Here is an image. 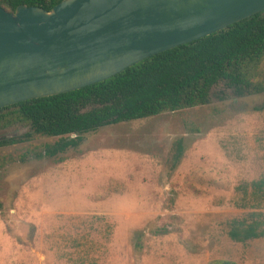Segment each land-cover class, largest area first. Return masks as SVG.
Segmentation results:
<instances>
[{"label":"rangeland","instance_id":"obj_1","mask_svg":"<svg viewBox=\"0 0 264 264\" xmlns=\"http://www.w3.org/2000/svg\"><path fill=\"white\" fill-rule=\"evenodd\" d=\"M253 84L102 126L63 152L40 135L0 146V264H264V237L228 236L234 219L264 222L251 186L264 178V59ZM27 131L2 126L0 141Z\"/></svg>","mask_w":264,"mask_h":264},{"label":"water","instance_id":"obj_2","mask_svg":"<svg viewBox=\"0 0 264 264\" xmlns=\"http://www.w3.org/2000/svg\"><path fill=\"white\" fill-rule=\"evenodd\" d=\"M264 10V0H61L0 6V108L104 81Z\"/></svg>","mask_w":264,"mask_h":264},{"label":"trees","instance_id":"obj_3","mask_svg":"<svg viewBox=\"0 0 264 264\" xmlns=\"http://www.w3.org/2000/svg\"><path fill=\"white\" fill-rule=\"evenodd\" d=\"M60 1L0 0V6L9 12L20 4L50 10ZM263 59L264 10L223 30L154 54L104 81L0 108V127L13 123L28 127L16 139L1 140L0 146L27 141L35 135L58 137L54 145H47V151L54 154L78 146L83 134L105 125L207 104L219 85L242 95L254 87L253 79ZM182 154L183 139L177 138L170 151V170ZM251 186L264 194V178L251 182ZM262 224L256 219H234L228 236L235 242L262 238ZM220 264L236 263L225 260Z\"/></svg>","mask_w":264,"mask_h":264}]
</instances>
